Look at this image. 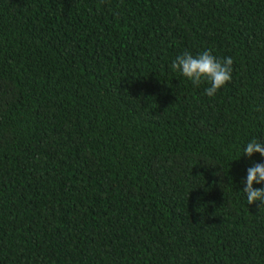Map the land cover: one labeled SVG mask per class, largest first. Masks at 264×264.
Here are the masks:
<instances>
[{
	"label": "trees",
	"instance_id": "1",
	"mask_svg": "<svg viewBox=\"0 0 264 264\" xmlns=\"http://www.w3.org/2000/svg\"><path fill=\"white\" fill-rule=\"evenodd\" d=\"M253 139L264 0H0V264H264Z\"/></svg>",
	"mask_w": 264,
	"mask_h": 264
},
{
	"label": "clouds",
	"instance_id": "2",
	"mask_svg": "<svg viewBox=\"0 0 264 264\" xmlns=\"http://www.w3.org/2000/svg\"><path fill=\"white\" fill-rule=\"evenodd\" d=\"M233 62L231 57L219 60L211 51H203L196 56L185 51L176 57L171 68L179 71L195 86L207 82L209 86L205 89V94L214 96L231 80ZM254 153H259L264 157V142L253 139L247 143L243 154L251 157ZM244 183L243 193L246 195L247 203L261 201V205H264V187L253 186L254 184H264V163H256L249 167Z\"/></svg>",
	"mask_w": 264,
	"mask_h": 264
}]
</instances>
